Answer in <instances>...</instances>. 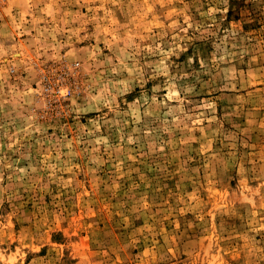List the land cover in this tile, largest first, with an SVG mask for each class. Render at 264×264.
<instances>
[{
    "label": "rangeland",
    "instance_id": "1",
    "mask_svg": "<svg viewBox=\"0 0 264 264\" xmlns=\"http://www.w3.org/2000/svg\"><path fill=\"white\" fill-rule=\"evenodd\" d=\"M0 264H264V0H0Z\"/></svg>",
    "mask_w": 264,
    "mask_h": 264
}]
</instances>
